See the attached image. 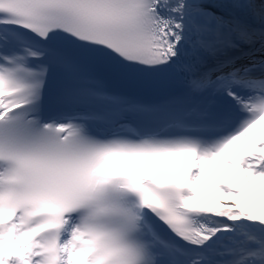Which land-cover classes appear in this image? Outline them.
<instances>
[{
  "label": "snow or ice",
  "instance_id": "6c2138e0",
  "mask_svg": "<svg viewBox=\"0 0 264 264\" xmlns=\"http://www.w3.org/2000/svg\"><path fill=\"white\" fill-rule=\"evenodd\" d=\"M0 264H264V0H0Z\"/></svg>",
  "mask_w": 264,
  "mask_h": 264
}]
</instances>
